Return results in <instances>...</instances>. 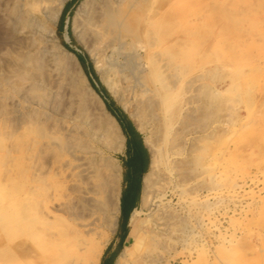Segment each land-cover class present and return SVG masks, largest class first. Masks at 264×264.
<instances>
[{
    "label": "rangeland",
    "instance_id": "1",
    "mask_svg": "<svg viewBox=\"0 0 264 264\" xmlns=\"http://www.w3.org/2000/svg\"><path fill=\"white\" fill-rule=\"evenodd\" d=\"M82 1H65L56 25V36L65 48L76 55L88 83L102 100L104 108L114 118L119 129L118 132L123 136V148L120 152H114L106 142L105 138L108 139V136L105 134L107 133L104 134V138L102 136L98 141L93 140L91 143L98 151V155L101 156L100 158H103L101 161L107 160L112 164H118L120 167L122 162L121 157L125 155V128L127 122H130L139 132L148 150V168H146V171L142 175L139 199L132 211L133 214L131 213L132 216L130 215L131 218L129 217L130 222L128 221L126 233L130 231V225L134 218L140 219L146 224L151 223V213L155 209H159L156 213L165 210V213L168 214L176 227L179 225L181 219H187L186 214H184L186 213V209L183 207V201L180 200L186 198L187 192L185 193L184 191L189 188H194L193 191H196L197 189H202L205 185L203 178H201L203 176L201 175L203 173L202 168H197L191 159L194 160V151L197 155L199 151L197 152L196 150L201 147L199 146L201 143L198 139L202 129L207 128L206 130H210L211 133V144L208 152L215 155L213 163L217 167L220 165L218 171L221 174L217 177L216 186L223 191L225 190L224 194L226 195L227 193L228 195L231 194L234 188L237 190L236 195L238 196L232 198L223 195L222 202L215 203L214 214L215 218H217L214 219L215 226L211 228V231L216 233L218 231L222 232V243L224 244L221 241L214 240L211 247L217 246L222 253L224 252L226 261L223 260V264H229L227 261L230 264H264V225L262 224L261 226L260 224L264 221V130L259 127L261 126L260 120H262L260 114L261 107L259 106L261 100V76L264 67V0H196V4L192 7L184 3L180 9V23L175 26L176 28L167 24L162 30V35L160 34L159 39L163 42L165 41L163 46L164 59L167 61L177 50H180L182 54H187V59L185 58V62L183 61L185 65L183 66L184 70L193 75L196 80L194 91L192 92L194 97L189 102L183 103L181 111L179 110V114L174 117L173 121L170 138L172 146H169V155L173 162L178 161L175 162L176 164L171 161L170 165L172 169L170 168L171 171L168 173L163 163L159 160L157 166L154 168L155 170L153 169L155 175L153 173L150 174L149 206L143 209L140 207L143 176L150 170L152 151L161 145V141L158 140L160 136L157 133V122L153 120L152 116L148 115L147 111L141 110L142 108L138 100L139 84L135 79V67H133L136 66L134 54L126 49L111 50L110 52L113 51L112 53L109 50L103 53L90 50L84 43L80 32L74 29L73 22L77 12L80 10ZM7 4V0H0V30H2L1 22L6 14ZM30 23L29 28L32 26V31L30 29L29 33L31 34H28L24 37L25 39L23 38L24 40L21 39L18 42L13 37L2 35L0 31V78L3 75L10 77L7 83L0 80V239H3L8 233H10L9 235L15 233L14 229L11 232H6L4 227L5 216L7 214H11L13 217L20 215L19 210L22 195L19 191H21L22 181H25L27 187L28 208L26 213L28 227L24 233H21L15 239L29 238L34 235L38 218L35 202L43 198L44 194H46L44 199L47 198L46 196H48L54 180L51 173L54 168L53 166L65 158L64 154L60 155L54 150L46 151L43 154L39 153L36 140L37 125L44 123L50 132H67V123L72 121L78 103L84 98L80 88L79 90L77 88L74 92L75 95H73L75 98L71 97L72 101L66 115L56 114L51 111L54 93L50 91L55 90L63 77L60 54L50 44H47L48 46L44 53L40 52L38 41L44 38L45 26L40 23H36L37 25L34 22ZM27 39H30V42L32 40L35 42L36 40L38 43L35 42L36 44H34L32 42V44ZM173 43L177 45L174 44L175 46H172ZM18 52L27 53L28 60L25 68L13 72L10 70L11 67L8 66L7 62L14 60L12 58H16L19 54ZM37 55L38 57H35ZM36 58H42L43 68L40 70L39 81L37 79L35 83L37 91L32 94L25 90L31 84V76L28 71L32 63L31 59ZM97 59H102L104 62ZM58 62L60 63L58 64ZM107 67L113 70L116 68L114 74L110 71L109 73L108 70L106 72ZM123 77L129 82H126ZM106 78L109 79L108 83L105 82ZM121 80L122 82H120ZM205 83L209 85V89L212 92L211 96H214L206 109L209 112L208 119H202L203 123L201 124L198 120H201L203 114L201 107L205 104V90L203 88ZM183 86L182 84L180 87L182 91L179 96L180 99L185 95ZM87 101L88 109L95 116L100 117V112L92 106L94 105L93 100H89L88 97ZM150 120L151 122L149 123ZM136 124H138V128H136ZM149 129L151 130L149 131ZM194 148L196 149L194 150ZM224 150L226 151L223 152ZM220 151L223 154H220ZM218 155L221 161L219 159L216 160ZM206 159L203 160V163L207 162ZM222 162L223 164H220ZM259 163L262 165L260 166ZM192 168L193 170H191ZM158 169L159 171L162 170L159 172ZM198 172H201V174H198ZM254 172L257 173L255 174ZM119 174H121L120 168ZM188 178L189 180H187ZM249 179L250 181H248ZM199 186L200 188H198ZM120 187L121 176H119L118 184L119 189ZM159 187L163 188V191L165 190V198L163 197L159 203H156L153 197L155 198ZM183 187L184 189H182ZM46 188L47 192L44 190ZM202 190L201 192H203ZM152 202L157 204L155 209H152L150 205V203L153 204ZM231 202L233 203L232 206L229 204ZM15 206L17 207L15 208ZM174 209L177 211V216ZM113 216L115 218V228L111 235H109L108 242L100 256V260L106 257V264H108L109 258H112L111 264H114L117 254L125 244L127 236L126 234L124 240L116 250L109 245L114 238L118 211ZM2 228L5 230H2ZM249 230L250 232L252 231L251 234ZM256 231H259V233ZM166 238L162 249L158 250L159 254L161 253L160 258L158 257L159 259L154 264H182L180 255L173 253L175 249H178V245L173 244L169 236ZM256 240L260 241L257 243ZM230 242H234V244H230ZM231 248L232 250H230ZM1 250L3 251V249ZM3 255L5 253H0V259Z\"/></svg>",
    "mask_w": 264,
    "mask_h": 264
},
{
    "label": "bare ground",
    "instance_id": "2",
    "mask_svg": "<svg viewBox=\"0 0 264 264\" xmlns=\"http://www.w3.org/2000/svg\"><path fill=\"white\" fill-rule=\"evenodd\" d=\"M65 1L66 0H7L6 14L1 22L2 30L0 31L2 35L13 37L16 42L21 39L24 40V37L31 34L29 33L32 27L29 28L30 22H34L35 24L40 23L45 26L44 38L38 41V48L41 53L45 52L48 46L47 44L56 48L60 54L63 72L62 80L58 83L56 88L54 87V91H50L54 93L51 105V111L53 113L66 115L72 101L71 97L75 98L73 95H75L74 92L77 88L78 90L80 88L84 98L78 103L72 121L67 123V132H50L49 128L44 123L37 125L36 140L39 153L43 154L46 151L54 150L60 155L64 154L65 158L53 166L54 168L51 173L54 180L50 187L51 190L48 196H46L47 198L44 199L46 195L44 194V196H42L43 198L35 202L38 218L34 235L29 238L15 239L21 233H24L28 227L26 213L28 208L27 187L25 181H22L21 191H19L22 195L19 210L20 215L18 217H13L11 214L5 216L4 227L6 232H11V230L14 229L15 233L13 235H9L10 233H8L3 239L1 238L2 240L0 239V253H5V255H3L4 258L2 256L0 259V264H98L100 256L108 242L109 235H111L115 228V218L113 214L118 211L119 165L112 164L107 160L101 161L103 158H100L101 156L98 155V151L93 147L91 142L93 140L98 141L102 136L104 138V134L107 133L105 135L108 136V139H105L107 140L108 146L114 152H120L123 148V136L118 132L119 129L114 118L104 108L102 100L88 83L76 55L65 48L57 39L56 25ZM196 2V0H83L80 6L81 11L79 10L76 17L74 16V29L80 32L84 43L90 50L103 53L107 50L110 52L111 50L126 49L135 56L136 66L133 67H135V79L139 84V87H137L139 88L138 100L142 108L141 110L144 112L147 111L148 115L152 116L153 120L157 122V133H159L160 136L158 140L161 141L160 149L157 148L152 151L149 172L143 176V189L140 198L141 209L149 206L148 193L151 183L150 174L153 173V169L157 166L159 160L163 163L168 173L172 169L170 163L171 161L173 162V160L170 159L169 146H172V140L170 138L172 135L174 117L179 114V110L181 111L183 103L189 102L192 97H194L192 92L194 91L196 80L193 75H190L188 71L184 70V59H187V54H182L180 50H177L167 61L164 59L163 46L165 41H161L159 36L167 24L175 27L180 23V9L184 3L192 7ZM29 40L28 42H30ZM32 42L34 41L32 40ZM35 42L34 44L38 43ZM174 44L175 43H173L172 46L177 45ZM27 57V53H19L16 58L11 57L14 60L7 62L8 66L11 67L10 70L14 72L25 68V64L28 60ZM35 57H38V55ZM102 59L97 60L104 62ZM31 60V66L28 68L31 76V84L26 87L25 91L33 94L37 91L35 83L40 77L39 74L40 70L43 68V60L42 58ZM59 63L60 62H58V64ZM108 63L106 64L111 65V63ZM107 68L105 70L106 72L108 70V72L110 71L114 74L116 68L114 70L112 68ZM262 72V84L260 88L261 100L259 106L261 107L260 114L262 120H260L261 126L259 127L264 130V67ZM9 78L8 75H3L0 80L7 83ZM108 78L105 80L107 83L109 80ZM123 79H125V77H123ZM120 82H122V80ZM182 84L184 85L185 95L180 99L179 96L182 92L180 87ZM203 88L205 90H203L205 104L201 107L203 111L201 120H198L201 124L203 123L202 119H208L209 112L206 109L214 96H211L212 92L207 83L203 85ZM88 97L89 100H93L94 105L92 106L100 112V117L95 116L94 113L88 109V104H86L88 102ZM103 116L104 118H102ZM150 122L151 120L149 123ZM137 125L138 124H136V126ZM142 127L144 128V126ZM136 128H138V126ZM206 129L207 128H203L200 135L198 134L199 139L196 137L201 143L199 149L196 147V151L199 152H196V155L194 151L196 148H194V150H192L195 155L194 160L190 158L197 168H202L201 170L203 173L201 174V172H198V174L203 175L201 178H203V183L205 185L202 188L203 190L197 189L193 191L194 188H187L188 190L185 188L186 191H183L185 193L187 192L186 196L184 194L186 198L180 200L183 201V207L186 209V213H183L186 214L187 219H181L179 225L176 227L168 214L165 213V210L156 213L159 210L155 209L157 204L153 202V204L150 203L152 209H155L151 213L152 222L150 221L151 223L146 224L140 219H133L130 225V231L125 238V244L117 254L114 264H154V262L160 258L161 253L159 254L158 250L162 249L163 242L167 236L171 238L170 241L173 244L178 245V249H173V253L175 255H180L182 264L224 263L223 260L226 259L224 252L222 253L217 246L214 247L215 249L211 247L214 240L218 242L221 241L222 243L223 233L220 231H218V233L211 231V228L215 226L214 219L217 218H215L214 214L215 203L222 202L223 195L226 194H224L225 190L223 191L216 186L217 177L221 174V172L218 171L220 165L217 167L216 164L213 163L215 155L208 152L211 144V133L210 130ZM150 130L151 129H149V131ZM225 151L226 150L223 152ZM223 152L220 151V154H223ZM219 155L216 160L219 159ZM226 157L228 158L227 155ZM204 159H206L207 162L203 163ZM176 161L173 163L176 164ZM220 164H223V162ZM261 165L262 164H260V166ZM191 170H193V168ZM187 180H189V178ZM248 181H250V179ZM233 185L236 186L235 184ZM198 188H200V186ZM182 189H184V187ZM256 189L258 188L256 187ZM44 190L46 191L47 188ZM201 190L203 192H201ZM248 191L250 192V190ZM236 194L237 190L233 188L231 194L228 195L227 193L226 196L236 198L238 197ZM164 196L165 190L163 191V188L161 189L159 187L153 200L159 203ZM256 201L258 200L256 199ZM252 203L254 204V202ZM229 204H231V206L233 205L232 202ZM16 207L17 206H15V208ZM174 211L176 215L177 211L175 209ZM260 224L261 226L262 224L264 225V221ZM5 229L2 228V230ZM251 232L249 230L250 234ZM256 232L259 233V231ZM259 241L260 240H258L257 243ZM231 243L234 244V242H230V244ZM1 249H3V251ZM230 250H232V248ZM254 252L256 251L254 250ZM254 252L252 253L254 254ZM227 263L230 264L228 261Z\"/></svg>",
    "mask_w": 264,
    "mask_h": 264
},
{
    "label": "crops",
    "instance_id": "3",
    "mask_svg": "<svg viewBox=\"0 0 264 264\" xmlns=\"http://www.w3.org/2000/svg\"><path fill=\"white\" fill-rule=\"evenodd\" d=\"M138 140L139 138L133 136L130 131L126 133L125 155L121 157L122 162L119 167L121 169V187L119 189L118 196V217L114 238L109 243V245L115 250L118 248L127 234L128 221L130 222V218L133 214L132 211L136 207L137 201L139 199L142 175L146 171V168H148L149 164L148 150L145 147L142 138L141 142L147 151V157H145V159L144 157H135V153L138 150ZM102 260H100L99 264H101Z\"/></svg>",
    "mask_w": 264,
    "mask_h": 264
},
{
    "label": "trees",
    "instance_id": "4",
    "mask_svg": "<svg viewBox=\"0 0 264 264\" xmlns=\"http://www.w3.org/2000/svg\"><path fill=\"white\" fill-rule=\"evenodd\" d=\"M125 130H126V133H128L130 131L133 134V136L139 138L138 148H137L138 150L135 153V157H139V158L144 157V159H145V157H147V151L142 145L140 134L134 129V127L130 124V122H127ZM111 259L112 258H109L108 264H111ZM105 260H106V257L103 258L101 264H106Z\"/></svg>",
    "mask_w": 264,
    "mask_h": 264
}]
</instances>
